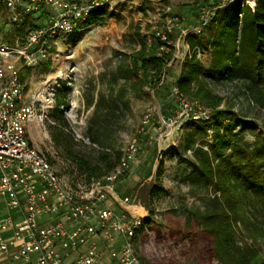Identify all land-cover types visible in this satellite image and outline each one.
I'll list each match as a JSON object with an SVG mask.
<instances>
[{
	"label": "rangeland",
	"instance_id": "obj_1",
	"mask_svg": "<svg viewBox=\"0 0 264 264\" xmlns=\"http://www.w3.org/2000/svg\"><path fill=\"white\" fill-rule=\"evenodd\" d=\"M234 2L254 5L253 0ZM107 6L113 16L59 38L49 60L50 66L33 69L24 79L22 103H29L32 94L41 100L36 106L35 117L26 125L27 138L47 157L60 176L71 179L79 175L50 137V126H55V116H58L52 115L56 100L63 102L59 106L62 110L59 120L63 123L66 136L76 150L90 154L88 147L83 146L97 149L99 146L92 144L87 137L90 136L87 133L88 118L96 101L99 98L108 100L112 94L117 107L107 116V144L123 152L127 143L137 138L141 148L118 179L116 190L119 196H135L139 189L151 182H155L164 192L155 195L150 206L151 213L144 208L148 223H144L135 237L137 253L147 264H222L214 258L210 237L193 222L185 226L184 218L180 215L183 210L202 209L204 199L211 195L210 188L197 190L183 180L190 169L188 163L191 160V152L185 149L187 138L196 132L197 127L186 120H179L172 128V134L165 138L163 134L166 128L161 119L166 120L179 110L171 90L179 73L181 59L188 54L190 40H195L193 34L183 37L182 32L199 25L203 9L210 10L213 16L217 8L224 6L218 0H110ZM44 23V17L35 22ZM14 32V27L0 22V40L9 42ZM203 32L206 36L207 32ZM162 35L173 44L174 53L161 81L152 88L141 83L133 87V80L125 78L131 54L142 41H145L148 52L166 51L164 46L158 48L155 40L156 37L161 39ZM198 58L206 65L210 60L209 52L204 50ZM205 81L210 91L222 98L218 109L235 112L243 121L253 122L256 126L264 123V108L254 103L243 82ZM119 90H123L121 100L127 102V108L117 98ZM201 103L213 111L211 106ZM108 109L101 107L100 113L104 114ZM147 111L152 113V117L141 134V118ZM52 131L57 130L53 128ZM90 132L94 136L103 131L101 127L93 126ZM202 139L206 140L195 137L194 145L203 144ZM246 140L251 141L252 137L247 136ZM159 154L161 158H158ZM4 212L6 206L0 203V217ZM10 213L14 215L17 212L10 210ZM235 237L242 247L250 244L241 229H236Z\"/></svg>",
	"mask_w": 264,
	"mask_h": 264
},
{
	"label": "built area",
	"instance_id": "obj_2",
	"mask_svg": "<svg viewBox=\"0 0 264 264\" xmlns=\"http://www.w3.org/2000/svg\"><path fill=\"white\" fill-rule=\"evenodd\" d=\"M218 1L224 6L235 0ZM109 3L0 0V22L15 30L12 40H0V203L6 206L0 217V264H145L135 249L136 232L144 219L132 213L141 203L136 196H119L116 190L118 179L140 152L138 139L127 143L118 166L103 178L94 180L79 174L66 179L31 145L26 133L41 100L32 94L29 103H22L20 70L31 71L51 60L59 38L75 33L77 23ZM210 16L211 11L203 9L199 25L183 31L182 36L199 34ZM28 17L32 23H25ZM42 17L45 23L35 24ZM20 27L22 35L16 33ZM194 52L197 57L203 53L196 46L189 47L181 61ZM171 92L179 110L161 119L166 128L163 137L172 134L179 120L211 119V108L186 99L176 86ZM151 117L150 111L142 116L139 133H144ZM10 210L17 213L12 215Z\"/></svg>",
	"mask_w": 264,
	"mask_h": 264
},
{
	"label": "trees",
	"instance_id": "obj_3",
	"mask_svg": "<svg viewBox=\"0 0 264 264\" xmlns=\"http://www.w3.org/2000/svg\"><path fill=\"white\" fill-rule=\"evenodd\" d=\"M113 16L108 6L92 11L77 23L74 32L92 24L102 23ZM28 17L25 23H32ZM203 31L207 32L204 36ZM23 27L16 33L22 35ZM190 40V48L196 46L208 51L209 62L204 65L194 52L190 58L181 61L174 86L187 99L199 100L212 107L210 120L195 124L196 132L187 138L185 149L191 152L190 169L183 180L197 190L211 189V195L204 199V206L194 210H183L185 226L193 222L211 239L214 258L222 264H264V123L256 126L243 121L235 112L218 109L222 98L213 94L205 79L217 83L243 82L257 106L264 108V0H256L253 9L238 2L227 3L217 8L201 32ZM158 48L166 51L148 52L145 41L130 56L125 78L136 84L156 86L161 81L174 53V46L165 38L156 37ZM197 43L198 45L194 44ZM45 61L40 68H48ZM30 74L29 69H21V81ZM121 100L123 90L118 91ZM99 98L88 118L87 136L99 148L88 147L90 154L76 150L71 139L63 130L62 100H56L55 126H50V137L57 148L75 166L80 175L88 179H101L118 166L123 152L107 144L108 113L117 107L114 97ZM88 105H90L88 103ZM124 108L127 102L121 100ZM108 107L104 114L101 107ZM56 113V114H55ZM93 126L102 128L100 135L91 134ZM57 131H52V129ZM252 137L251 141L246 137ZM205 138L203 144L194 145V138ZM161 154V153H160ZM164 193L155 182L139 189L136 198L151 213V202L155 195ZM148 223V219L143 220ZM137 230L136 235L142 230ZM236 229H241L250 240L247 246H240L235 237ZM262 244V245H260ZM139 255V254H138ZM140 256V255H139ZM142 261L147 264L140 256Z\"/></svg>",
	"mask_w": 264,
	"mask_h": 264
},
{
	"label": "water",
	"instance_id": "obj_4",
	"mask_svg": "<svg viewBox=\"0 0 264 264\" xmlns=\"http://www.w3.org/2000/svg\"><path fill=\"white\" fill-rule=\"evenodd\" d=\"M144 208H145V207H144L143 205H141L139 208L133 210L132 213H133V214H137V215H139L140 217H142L143 219H145L147 213H146V210H145Z\"/></svg>",
	"mask_w": 264,
	"mask_h": 264
},
{
	"label": "crops",
	"instance_id": "obj_5",
	"mask_svg": "<svg viewBox=\"0 0 264 264\" xmlns=\"http://www.w3.org/2000/svg\"><path fill=\"white\" fill-rule=\"evenodd\" d=\"M10 264H20V263H16V262H11Z\"/></svg>",
	"mask_w": 264,
	"mask_h": 264
}]
</instances>
